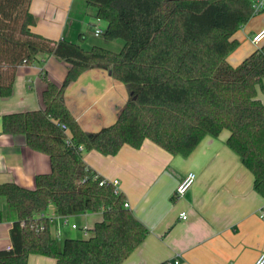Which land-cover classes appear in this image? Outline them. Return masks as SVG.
Wrapping results in <instances>:
<instances>
[{"label": "trees", "instance_id": "16d2710c", "mask_svg": "<svg viewBox=\"0 0 264 264\" xmlns=\"http://www.w3.org/2000/svg\"><path fill=\"white\" fill-rule=\"evenodd\" d=\"M31 1L0 0V97L12 94L18 68L40 55L67 62L68 71L60 84L42 74V107L1 115L2 129L25 135L31 148L48 154L51 170L35 176L33 189L0 183V196L16 214L12 247L0 249V264H28L30 254L57 264H124L145 239L148 229L125 207V195L101 184L83 150L115 155L125 144L139 148L150 139L188 155L206 135L226 129L227 144L264 196V102L258 97L264 46L237 65L228 60L239 45L235 33L256 15L251 0H87L107 23L104 38L123 41L118 51L34 32ZM92 68L110 70L128 91L115 122L96 132L82 128L65 100L68 85ZM51 204L60 216L101 211L103 217L88 237L60 241L51 219L38 216Z\"/></svg>", "mask_w": 264, "mask_h": 264}, {"label": "crops", "instance_id": "0c3cea01", "mask_svg": "<svg viewBox=\"0 0 264 264\" xmlns=\"http://www.w3.org/2000/svg\"><path fill=\"white\" fill-rule=\"evenodd\" d=\"M89 7L87 0H32L30 11L37 22L31 29L52 39L78 42L86 49L122 47L123 42L102 41L92 32L96 26L105 30L107 23L96 17L95 7ZM259 14L235 33L239 45L228 55L231 64H239L260 44L264 46V39L259 43L251 39L264 27V11ZM67 71L68 63L51 54L21 65L12 94L0 97V115L42 107L46 86L42 74L46 72L49 80L60 84ZM258 97L264 102V91L259 90ZM127 98L124 83L104 68L82 72L65 91L69 109L88 132L115 122ZM228 136L226 129L218 136L206 135L188 155L172 154L150 139L139 148L125 144L115 155L83 150L85 163L103 179L119 181L128 208L148 229L124 264L175 259L179 264H252L264 253V219L260 216L264 196L254 187L253 172L227 144ZM0 155V183L15 182L33 189L35 176L51 170L48 154L31 148L25 135L7 133L1 125ZM190 171L196 173L194 184L183 196H176L178 184ZM42 213L51 219V233L60 241L89 236L91 232L85 234L83 229H91L103 217L101 211L81 213L69 216L70 223L65 224L53 204ZM15 220V212L0 196V249L12 247L10 230ZM28 264H57V260L30 254Z\"/></svg>", "mask_w": 264, "mask_h": 264}, {"label": "built area", "instance_id": "2783aa9c", "mask_svg": "<svg viewBox=\"0 0 264 264\" xmlns=\"http://www.w3.org/2000/svg\"><path fill=\"white\" fill-rule=\"evenodd\" d=\"M251 2H252L253 11L255 14H259L264 11V0H251ZM103 32L104 30L100 28L99 26L95 27V30H94L95 35L103 34ZM251 39L254 43L261 42L264 39V27L260 29L259 31H257L256 33H254ZM0 123H1V115H0ZM62 126L65 127L64 125ZM0 158H1V155H0ZM195 180H196V173L193 171L188 172L178 184L175 190V195L178 197L183 196L190 189V187L194 184ZM104 182L112 183L116 187V189L119 190L118 180L108 181V180L103 179L101 181V184H103ZM124 205L125 207H129V203L127 201H125ZM38 216L45 217L43 213L38 214ZM260 216L264 219V207L260 211ZM62 217H63V222L65 224L70 223L69 216H62ZM182 217L186 219L187 215L183 213ZM71 226L73 228H76L77 224L71 223ZM44 228H45L44 225H40L37 229H44ZM83 230L85 231V234H88L87 228H84ZM170 264H179V260L175 259L173 261H170ZM252 264H264V253L260 254L259 257Z\"/></svg>", "mask_w": 264, "mask_h": 264}, {"label": "rangeland", "instance_id": "374dc122", "mask_svg": "<svg viewBox=\"0 0 264 264\" xmlns=\"http://www.w3.org/2000/svg\"><path fill=\"white\" fill-rule=\"evenodd\" d=\"M90 7H94V6H91V5H90ZM90 7H89V8H90ZM259 15H261V14H259ZM241 29H242V27L239 28V30H241ZM239 30H238V31H239ZM92 32L94 33L93 29H92ZM96 37H97V36H96ZM99 38L102 39V41H108V40H106V39L104 38V36H103L102 34H100ZM117 41H121V42H123L121 39H117V40H115V42H113V43H116ZM261 46H262V44L259 45V47H261ZM121 48H122V47H120V48H118V49H116V50L118 51V50H120ZM113 50H114V49H113ZM87 236H88V235H82V237H84V238H86Z\"/></svg>", "mask_w": 264, "mask_h": 264}, {"label": "water", "instance_id": "95a60500", "mask_svg": "<svg viewBox=\"0 0 264 264\" xmlns=\"http://www.w3.org/2000/svg\"><path fill=\"white\" fill-rule=\"evenodd\" d=\"M110 73H111V71H110Z\"/></svg>", "mask_w": 264, "mask_h": 264}]
</instances>
